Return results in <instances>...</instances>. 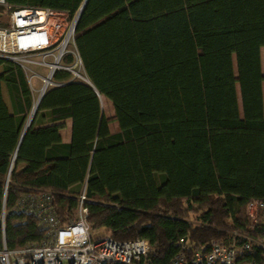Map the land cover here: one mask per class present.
Segmentation results:
<instances>
[{"label":"trees","instance_id":"16d2710c","mask_svg":"<svg viewBox=\"0 0 264 264\" xmlns=\"http://www.w3.org/2000/svg\"><path fill=\"white\" fill-rule=\"evenodd\" d=\"M6 2L74 14L86 0ZM76 44L92 86L58 72L68 84L44 95L23 139L33 92L0 59V250L45 237L20 200L50 192L66 222L84 184L91 229L148 240V264H170L182 238L188 256L234 233L264 243V225L247 216L249 202H264V0H87ZM253 261H264L255 243L238 264Z\"/></svg>","mask_w":264,"mask_h":264},{"label":"built area","instance_id":"2783aa9c","mask_svg":"<svg viewBox=\"0 0 264 264\" xmlns=\"http://www.w3.org/2000/svg\"><path fill=\"white\" fill-rule=\"evenodd\" d=\"M82 11L83 6L72 14L49 8L15 7L0 0V59L18 65L33 91L32 81L38 80L39 96L68 84L55 80L58 72L70 74L71 82L91 84L76 44ZM86 200L84 191L79 195L77 209L66 222L59 219L50 192L20 200L16 211L33 214L45 237L42 242L28 244L20 250H9L3 244L0 264H148L147 257L152 251L148 240L117 241L109 234H95L88 222ZM260 214L264 216V202H249L247 216L256 223ZM1 220L4 229L5 214ZM233 235L230 242L214 239L207 250L190 256L187 238H182L176 243L177 252L170 264H238L240 254L249 251L253 243L264 252V243L244 234ZM246 264H264V261Z\"/></svg>","mask_w":264,"mask_h":264},{"label":"rangeland","instance_id":"374dc122","mask_svg":"<svg viewBox=\"0 0 264 264\" xmlns=\"http://www.w3.org/2000/svg\"><path fill=\"white\" fill-rule=\"evenodd\" d=\"M183 17H185V13L184 12H183ZM129 22L130 21L126 22L128 28H130V23ZM184 25H186V27L189 28V25H188L186 19H185ZM189 41H190L191 46H194V43L192 42L193 41L192 38H190ZM192 53L193 54L196 53V51L193 49V47H192ZM263 63H264V61H263ZM40 74L45 75V72L43 70H40ZM83 83H86V82H83ZM32 85L35 88V90L33 92L34 102H37L39 97H40L38 90H40L41 84H40V82L38 80H33L32 81ZM237 89H238V92H239V86H237ZM3 95H4V99L6 100V102L8 104V107H9L10 111L12 112L11 101H10L9 94L7 92V89H6L5 85L3 86ZM35 105H36V103H35ZM102 109H103L104 115L110 121L109 124H110L111 129L113 131H115V132H120V127H119V124L116 121V115H115V110H114L113 105L110 104V107L105 106L104 108L102 107ZM32 113L33 112H31V114H30V116L28 118V121H30L31 116H33ZM192 218L194 220L196 219L195 216H192ZM251 223H252V226H256L257 224H262L263 225L264 224V216H263V214H260L258 216L256 223L253 222L252 220H251ZM95 234L98 235V236H103V235L108 234V233L104 229H101V230L95 231Z\"/></svg>","mask_w":264,"mask_h":264},{"label":"crops","instance_id":"0c3cea01","mask_svg":"<svg viewBox=\"0 0 264 264\" xmlns=\"http://www.w3.org/2000/svg\"><path fill=\"white\" fill-rule=\"evenodd\" d=\"M262 58H263V61H264V54H262ZM31 86V85H30ZM32 89V88H31ZM32 92H34L32 90ZM4 97V95H3ZM5 100V99H4ZM5 103L7 104L6 100H5ZM110 104H112V102L110 100L107 99V104L106 106L107 107H110ZM113 105V104H112ZM8 106V104H7ZM9 108V107H8ZM104 113V112H103ZM72 127H73V123H72V120H67L65 122V128L61 130L60 134H61V137H62V140L64 143H70L72 141ZM109 129L111 131L112 134H116V133H119V132H115L111 129L110 127V124H109ZM74 191H77L79 193H82L86 190V184L84 185H81V186H77V187H74L73 188ZM108 235V234H107Z\"/></svg>","mask_w":264,"mask_h":264},{"label":"water","instance_id":"95a60500","mask_svg":"<svg viewBox=\"0 0 264 264\" xmlns=\"http://www.w3.org/2000/svg\"><path fill=\"white\" fill-rule=\"evenodd\" d=\"M86 2H87V0H86ZM86 2H85V4H84V6H83V10H84V8H85V6H86ZM82 12H83V11H82ZM89 85L92 86V84H89ZM98 96H99L100 101H101V95L99 94ZM43 98H44V95H42V96L40 97V99H39V101H38V106L36 107V110H35V112H34V115H33V117L31 118V121H30V122H29V121L27 122L26 127H25L24 132H23V135H22V139L24 138V136H25L27 130H28L29 127L31 126V123H32V121H33V118H34V116H35V113H36V111H37V108L39 107V105H40V103H41V101H42ZM33 109H34V108H33ZM0 229H3V222H2L1 219H0Z\"/></svg>","mask_w":264,"mask_h":264},{"label":"bare ground","instance_id":"6f19581e","mask_svg":"<svg viewBox=\"0 0 264 264\" xmlns=\"http://www.w3.org/2000/svg\"><path fill=\"white\" fill-rule=\"evenodd\" d=\"M87 82H88V79H87ZM41 97V96H40ZM40 97H39V99H40ZM39 99H38V101H39ZM38 101L37 102H35L36 103V105H35V107H34V109H33V113H32V115H34V112H35V110H36V107L38 106ZM33 116H31V118H32ZM31 118H30V121H31ZM29 121V122H30Z\"/></svg>","mask_w":264,"mask_h":264}]
</instances>
